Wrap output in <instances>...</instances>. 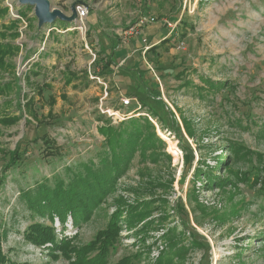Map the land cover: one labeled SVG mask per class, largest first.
<instances>
[{
    "label": "rangeland",
    "instance_id": "rangeland-1",
    "mask_svg": "<svg viewBox=\"0 0 264 264\" xmlns=\"http://www.w3.org/2000/svg\"><path fill=\"white\" fill-rule=\"evenodd\" d=\"M2 1L12 19L21 20L18 36L6 39L19 49L0 67V83L9 87L0 95V178L6 175V187L0 189V232L8 233L3 252L10 261H48L44 249L24 244L23 232L31 222L26 220L29 211L19 213L22 203L13 178L35 188L42 176H52L49 168L61 173L97 154L104 142L99 117L117 125L142 114L163 140V156L157 163L136 157L86 223L75 228L68 219L61 232L56 220L58 238L77 236L80 245L88 244L121 209L122 239L111 264L127 256H138L132 264H264V135L258 137L264 129V0H47L48 16L57 14L51 24L36 16V4ZM79 2L90 6L89 17L83 30L68 31L76 27L70 20ZM141 17L155 22L138 25ZM166 37L175 47L167 44L169 50L160 49L151 58L174 73L162 80L148 66L147 75L157 80L179 132L169 122L161 130L135 98L125 95L126 86L114 73L147 65L145 52ZM114 45L127 51L113 56V73L98 77L96 58H104ZM37 64L41 73L31 75L32 85H27L26 76ZM122 97L131 99L128 107ZM1 118L19 120L3 124ZM44 136L54 142V156H48ZM236 144L248 154L234 158L232 169L250 182L235 180L237 187L224 190L209 185L210 176H228L224 165L232 161L227 159ZM17 147L21 158L4 173L8 153ZM198 168L209 175L203 171L197 177ZM257 176L263 180L256 184ZM129 206L146 207L149 213L136 227L126 225ZM36 221L49 224L45 218ZM168 232H174L177 251L168 248Z\"/></svg>",
    "mask_w": 264,
    "mask_h": 264
},
{
    "label": "trees",
    "instance_id": "trees-1",
    "mask_svg": "<svg viewBox=\"0 0 264 264\" xmlns=\"http://www.w3.org/2000/svg\"><path fill=\"white\" fill-rule=\"evenodd\" d=\"M141 1L143 4L147 3V0ZM17 15L23 17L25 14L18 11ZM20 22L19 18L12 19L9 8L0 0L1 68L6 64V57L15 55L19 49L14 44V40L9 41L6 39L18 36L17 27ZM182 39H184V36ZM172 42L171 38L166 37L160 42L153 44L145 52L147 65L144 63L134 64L126 67L123 71L118 70L117 72H114L112 69V65H115L113 56L118 48V45H114L110 52L105 53L104 58L97 56L95 60L97 69H94V74L98 77H103L106 73L114 72L119 79H128L130 84L126 87L125 95L135 98L139 102L141 109L146 110V114H149L161 126V130H165L164 124L165 122H169L171 128L179 132L172 113L166 108L161 99L160 86L157 80L152 77L148 78L147 75L151 71L150 69H153L158 72L159 76L157 77L164 80L168 75L174 73V68L160 66L151 58L152 56H158L160 49L169 50L166 46L167 44L174 45ZM172 47H175V45ZM40 68L41 65H35L30 75L26 76L27 85H32V82H30L31 75H39L41 73ZM171 69H173L172 72H170ZM183 75V72H181L176 77L180 79ZM210 85L211 88L217 89V85L212 83ZM8 89L9 87H3L0 83V95L7 94ZM17 90L19 94L22 93L19 86H17ZM21 108L22 106L20 107V111L22 110ZM137 115L135 114L130 119L117 125H114L111 119H105V116L99 117L102 125L98 128V132L103 137L104 142L97 154L85 161L65 166L61 173H56L52 167L49 168L52 169V176L49 178L42 176L41 182L36 181L37 186L35 188L20 186V182L16 178H13V183L18 186L19 200L22 203L19 213L29 211V216L26 220L31 222L23 232L24 244H31L46 251L48 261L43 264H53L59 259H66L71 261L72 264H111L110 258L122 239V224L120 225L121 209H118L111 216L106 229L98 232L94 240L85 245H80L77 242V236L69 237L62 235L61 238H58L54 224L57 220L62 225L61 232H64L65 225L68 219H70L72 225L75 228H79L90 219L93 210L99 207L108 195L115 191L119 179L126 175L136 157L142 163L149 161L157 163L158 158L163 156L160 150L164 146V142L157 134L154 124L146 115ZM18 120L19 118H1V123H15ZM26 123L28 124L29 121L27 120ZM189 133L191 132L189 131ZM262 135H264V129L258 132V137ZM43 142L48 150V156H54L56 153L54 142L46 138V136L43 137ZM230 151H232L233 155L231 159L227 160L232 161L224 165L225 170L228 171V176L225 179L210 176L208 178L209 185L215 184L224 190L228 186L237 187L234 182L235 180L250 182V178L245 177L246 174H241L232 169L234 158H236V162L238 159L246 156L248 152L237 144L231 146ZM8 154L9 164H7L4 173L8 171L9 167L14 166L20 160V147H17ZM203 171L198 168L196 176L199 177ZM204 172L206 175H209L208 171ZM240 176L244 178L242 179ZM260 177L257 176L255 180L256 184L258 181L263 180H259L261 179ZM2 187H6L5 174L0 178V189ZM137 207H128L130 209L127 212L128 218L126 220L128 227H136L139 221H144L148 217L149 213L145 211L146 207H142L139 210ZM15 214L17 215V212ZM37 217L47 219L49 224L37 222ZM174 232H168V248L172 249V251H177L179 248L178 246L175 247L177 244L173 240L175 238L172 236ZM7 237V232L6 234L0 232V264H13L10 258L3 252V246ZM137 258L138 256H127L116 264H132ZM161 259H164V257H161Z\"/></svg>",
    "mask_w": 264,
    "mask_h": 264
},
{
    "label": "built area",
    "instance_id": "built-area-1",
    "mask_svg": "<svg viewBox=\"0 0 264 264\" xmlns=\"http://www.w3.org/2000/svg\"><path fill=\"white\" fill-rule=\"evenodd\" d=\"M90 13V6L86 2H79L74 5V12L75 15L74 20L72 21L73 24L76 25L75 28L69 29L68 31L72 30H83L85 27V21L88 19ZM155 22V19L150 17H141L138 21V25L146 26L148 24H152ZM144 42H146V39H144ZM131 99L130 98H124L122 97L121 103L128 107L130 105Z\"/></svg>",
    "mask_w": 264,
    "mask_h": 264
},
{
    "label": "water",
    "instance_id": "water-1",
    "mask_svg": "<svg viewBox=\"0 0 264 264\" xmlns=\"http://www.w3.org/2000/svg\"><path fill=\"white\" fill-rule=\"evenodd\" d=\"M19 2L23 5H35L36 4V16L45 23L51 24L55 20L56 13L53 14V16H48L50 13V7L47 0H19ZM74 12V7H73ZM75 18V15L73 14V17L70 21H73Z\"/></svg>",
    "mask_w": 264,
    "mask_h": 264
},
{
    "label": "crops",
    "instance_id": "crops-1",
    "mask_svg": "<svg viewBox=\"0 0 264 264\" xmlns=\"http://www.w3.org/2000/svg\"><path fill=\"white\" fill-rule=\"evenodd\" d=\"M96 19H97V18H95V19L93 20L94 22H92V23H95V22L97 23ZM154 43H156V41H155ZM129 46H130V48H132L130 44H129ZM128 49H129V48H128ZM116 51L122 53V52H124V51H127V47L121 48V45H120V46H118V48H117ZM117 52H116V53H117ZM117 71H118V70H117ZM115 72H116V71H115ZM118 82L123 83L126 87L129 86V84H130L129 80L126 79V78H124L123 80H122V79H119ZM126 87L124 88L125 90H126ZM124 89H123V90H124ZM124 93H125V91H124Z\"/></svg>",
    "mask_w": 264,
    "mask_h": 264
},
{
    "label": "bare ground",
    "instance_id": "bare-ground-1",
    "mask_svg": "<svg viewBox=\"0 0 264 264\" xmlns=\"http://www.w3.org/2000/svg\"><path fill=\"white\" fill-rule=\"evenodd\" d=\"M116 115L118 116V113H116ZM158 130H159V133L162 136V138H164L165 140H167L168 142L171 143V140L165 134H163L159 128H158ZM170 151H174V148L172 146L170 147Z\"/></svg>",
    "mask_w": 264,
    "mask_h": 264
}]
</instances>
